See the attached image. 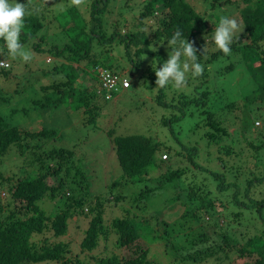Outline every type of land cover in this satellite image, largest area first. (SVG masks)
<instances>
[{"label": "trees", "instance_id": "16d2710c", "mask_svg": "<svg viewBox=\"0 0 264 264\" xmlns=\"http://www.w3.org/2000/svg\"><path fill=\"white\" fill-rule=\"evenodd\" d=\"M53 1H60V7L48 18L49 4L19 0L16 12L10 1L0 0V23L4 26L0 32V58L11 55L12 60L7 68H0V78H3L0 85L3 86L0 90V264H91L90 259L94 264H158L154 258L157 250L169 251L172 262L178 264L188 260L189 264H264V104H260L264 103V0H195L196 5L192 0H143V10L137 19L139 35L136 29L130 30L136 27L133 23L123 22L124 32L105 27L103 16L107 11L103 10L109 0H86L83 7L63 5V0ZM78 1L82 6L85 0ZM33 4L38 5L37 10H27ZM197 6L203 8L202 12ZM216 7L224 9L226 15L208 20L206 11ZM152 14L155 23L149 25L153 30L147 39L142 31L143 19L147 18L148 24ZM114 23L118 25L117 20ZM228 23H235L239 32L227 40L217 37V50L205 53L204 37L213 30L221 32ZM49 38L50 44H45ZM161 39L179 43L194 57L189 74H192L191 81L189 77L173 78L161 59L157 65L148 61V56L158 52L155 42ZM22 46L53 57L50 69L38 70L42 74L53 77L54 73L65 71L61 81L39 87L41 96L27 91V84H32L28 82L32 70L27 57L17 55ZM229 53H236L238 58L223 66L225 73L218 68L213 77L206 74L208 63ZM199 62L203 69L197 67ZM16 64L20 71L13 77L18 76L20 80L24 77L26 83L11 82L15 87L10 92L4 87L12 86L6 78L12 70L17 71ZM238 64L246 69L247 75L252 72L250 77L255 86L251 92L244 93L227 82L239 75ZM102 69L116 76L118 85L123 79L128 80L129 86L123 89L119 86V90L130 89L134 95L139 94L140 84L157 87L154 95L157 105L178 110L169 120H164L163 130L175 135L174 123L178 125L188 116L195 119L189 128V138L185 141L177 138L173 148L172 145L165 148L160 139L138 134L116 135L114 128L108 130L104 124H97L96 117L107 119L117 115V107L113 105L116 109L112 111L106 103L115 104L112 97L116 91L109 92L108 99L97 92ZM219 75L225 78L221 80ZM87 76L91 90L84 83ZM212 78L214 84L206 85ZM180 84L190 87L179 91ZM24 92L30 95L29 104L6 108V104L14 101V94L21 97ZM62 104L84 108L87 118L82 126L90 125V128L73 134L75 140L85 141L81 146L72 142L74 139L69 145L60 144L63 137L56 127L42 125L33 129L14 117L19 113L29 115L30 111L45 112ZM262 109L263 127L253 126L259 118L255 117V111ZM253 113L255 118L250 119ZM252 131H256V139ZM58 132L60 135L55 137ZM90 132L105 136L107 143L96 148L97 144L86 139ZM158 150L160 155L156 156ZM164 151L170 155L168 160L161 158ZM106 157L110 160L108 166L112 164L117 169L107 172L108 180H114L110 191L120 186L122 191L127 184L146 182L150 169L165 166L167 170L158 177V184L134 191L129 196L130 205L145 208L141 199L147 201L168 185L176 190L182 188L168 208L174 211L179 203L185 212L183 215L199 222L204 221V214L209 215L213 227L220 230L216 238L215 233L204 235L199 231L202 227L187 229L185 221L181 222L182 226L179 223V229L175 225L176 229L170 224L173 219L168 218L159 222L163 232L155 234L156 238L148 234L153 229L157 231L150 225L151 218L138 217L130 206L120 207L119 214H113L112 210L109 215L108 198L91 189L94 187L92 171L99 166V158ZM172 157L184 165L172 168ZM13 161L19 168L7 166ZM196 169L203 174L199 181L194 178L198 176ZM188 175L192 182H186ZM206 178L210 180L207 182ZM1 192L7 194L5 200H1ZM123 195L115 194L111 198L120 200ZM218 210L224 211L225 226L219 224ZM72 223L79 233L69 231ZM176 230L183 234L179 237ZM164 237L166 241L162 243ZM107 242L115 249L106 255L92 256L99 244L104 243L106 247ZM82 254H89L90 258L81 257Z\"/></svg>", "mask_w": 264, "mask_h": 264}, {"label": "rangeland", "instance_id": "374dc122", "mask_svg": "<svg viewBox=\"0 0 264 264\" xmlns=\"http://www.w3.org/2000/svg\"><path fill=\"white\" fill-rule=\"evenodd\" d=\"M9 1H10V5H12L14 8L13 10L16 9V12H17L18 11L17 5L19 4L18 3L19 0H9ZM38 1L40 3H45V4L50 5V10L47 13L48 18H51L57 12L58 8L60 7V1L59 2L53 1V0H46V2H43L41 0H38ZM63 2H64L63 5L69 4L70 6H73L74 4H76L74 5V7H83L85 5L86 0L83 1L84 4L82 6L80 5V2L78 0L76 1L63 0ZM192 2L195 3L194 5L197 4L195 0H192ZM142 5H143V0H109L107 2V5L104 7L105 9L103 10V11H107L104 13V16H103L104 19L106 20L105 27H107L108 30H113L111 29V27H113L116 30H121V32H124L126 30L125 28L126 26L123 25V22L129 25L130 23H133L136 25V27L133 26V28L131 27L130 30L134 31L137 28V25L139 23V20H137L138 15L143 10L141 7ZM37 8H38V5L33 4L32 8H27V10H30V9L37 10ZM197 9L201 12L203 10L201 6H197ZM225 13L226 12L224 11V9H221L220 7H216V8L208 9L205 14H207L208 20L209 19L216 20V18L223 16V14ZM116 20L118 21V25L117 23L116 24L114 23ZM143 22L144 24L142 26V31L145 32L144 34L147 39L151 38L153 28L149 27V24H147V18H144ZM120 24H122L123 26L120 27ZM141 25L142 24L139 25L140 29H141ZM236 26L237 25H235V23H228L223 27L221 32H217L213 30V33L211 35L210 34L206 35L204 37L205 44L203 45V50L205 51V53L210 54V52H214L217 50L215 48V44H216L215 40L217 39V37L220 36L227 40L228 37H230L231 35L238 33L240 28H237ZM2 31H4V26L3 24L0 23V32ZM135 32L136 34H138L137 32H139V29H136ZM50 39L51 38H49L45 44H50L49 43L51 41ZM155 43L159 50L157 53H154V55L151 57L147 55L148 56L147 58H150L148 60L149 62L157 65L159 63L158 62L159 59H161L167 71L172 74L173 78H176V77L177 78H185V77L187 78L189 76L190 77L192 76V74L191 75L189 74H190L191 68L193 67L194 57H190L186 53V51H184L180 47L179 43L163 42V39L158 40ZM219 43H221V40L219 41ZM151 45L154 46L153 44ZM263 46H264V43H263ZM16 52H17V55L19 56L23 55L27 57L26 61L28 62L30 70H32V72L29 73L28 75V80H29L28 82L30 83L32 82V84H29V83L27 84L29 85V88L27 89V91L31 92L33 96H34V93H39L41 96L42 92L39 90V87L41 85H47L53 81L54 82L61 81L65 71H62V73H59V74L54 73L53 77H51L49 73H46V75H44L38 71L40 69L48 70L50 69V67H52L53 57H51L50 54L45 53V52L37 53L34 50H32L30 46L28 48L26 46H22ZM113 53L115 54L116 52H113ZM10 57L11 55L8 57H1L0 60H4L5 62L8 61L10 64L12 62ZM204 58L202 59V61L204 60ZM237 58H238V55L236 53L219 55L218 57L214 58L212 62L207 64L206 74L212 75L213 77L214 71L215 70L217 71L218 68H221V71L225 73L223 66L226 64H229L231 61L236 60ZM197 67H199L200 69H203V64L199 62ZM90 69H92V67H90ZM16 70L17 71L12 70V73H11L12 75L10 74V76L6 78L8 80V83H10L12 86L5 85L4 90H8L10 92L13 90L15 86L11 82L13 83L18 82L20 84L22 83V81L25 82L26 78L24 77H23V80H20L18 76L13 77L15 74L18 73V71H20V67L17 64H16ZM62 70H65V67ZM237 71L239 75L233 77L232 82H230L229 80L227 81L226 79H224V81H227L229 84H233V87H235V89L237 90L243 89L242 91L244 93L251 92L255 86V84H253V81H252L253 78L250 77V73L252 72H249V75H247L246 69L242 68L239 64L237 66ZM117 72L119 73L121 72L119 68H117ZM195 72L198 73V68H196ZM190 77L188 78L189 81H191ZM89 78L90 77L87 76V80L84 82L85 84H89L88 83ZM219 78L223 80V78L225 77H223L222 75H219ZM132 80L133 79L131 78V81ZM2 83H3V78H0V85H2ZM211 84H214L213 78L210 80L208 79V81L206 82V85H211ZM90 85L91 84L88 85L89 90H91L92 88ZM1 87L3 86H0V90H1ZM189 87H190L189 84H180V86H178V90L179 91H182L185 89L188 90ZM139 89H140V92L139 94H136V95L132 94L133 91L130 89L129 91L119 90L115 92L114 96L112 97L114 98L113 101L115 102L113 103L115 104H110L108 102L106 103L112 111L115 110L117 107L116 109L117 115L113 114L111 117H108L107 119H104L102 117L98 119V117H96L97 124L99 125L104 124V128H108V130L114 128V130L116 131V135H129L130 136L132 134H138V135L149 136L152 138L160 139L161 141L164 142V144H161V145H163L165 148H168L171 145L173 148L175 144L178 143V141L176 142L177 138H179L178 140H182V141L187 140L189 138L188 137L189 128L192 126L195 119L188 117V116L185 118H182L181 121L179 122L180 127H179V124L176 125V122H175L174 131H175L176 136L173 135L171 132H165L163 130V127H165L164 120H169V118H171L175 113H177L178 111L177 107L174 109H166V108L163 109L162 107L158 106L157 102H155V96H154L157 93V91L155 90L157 89V87L154 88V87L146 86L145 84H140ZM26 94L27 93L24 92L23 96L21 97H18V95L14 94L12 98V100L14 101H12L9 104H6L5 105L6 108L7 109H11L14 107L20 108V107H23L29 104L28 99L30 95L29 94L26 95ZM260 104H264V103L260 102ZM113 105H115L116 107H113ZM83 109L84 108L82 107L78 109L77 108L74 109V108H71L70 105L62 104L53 109L49 108L48 111H45V112H43V110L36 111V113L33 111L32 112L30 111L28 113L29 115H24V113H19V114H15L14 117L20 120L21 124L29 128H33V129H37L42 125L56 127L58 130H60L59 132L60 134H62V137H63L62 142L60 144H68L73 139L75 140V136L73 135L75 134L74 131H76V133H79V132L84 131L85 129L90 128V125H87L85 127L82 126V123H84L87 118V115L84 113ZM255 112H257L256 114L257 116L255 117H259V118H256L254 120L253 126L263 127V121L260 119V113L263 112V109L262 111H255ZM254 115L255 113L251 115L250 119L255 118ZM119 116L121 117L117 121H115L114 119L118 118ZM114 121L116 122L115 124H114ZM249 123L251 124V121H249ZM59 132L56 133L55 137L60 135ZM251 134L253 138L256 139L257 137L256 131H252ZM86 139L87 141L95 145L97 144L96 148L98 149L100 147L99 144L107 143V138L105 136L97 135L94 132L93 133L90 132L89 137H87ZM72 142H78L79 146H81V144H83L85 141L78 139ZM93 149H95V147ZM93 149H91L92 152H93ZM98 149L97 151H99ZM173 151H175V149ZM163 154H166V157H163ZM159 155H160V152L158 150V152L156 153V156H159ZM161 158H165L166 160H168L170 158V155L169 153L164 151L161 153ZM172 160H174L172 168H176L180 165H184L183 162L179 163L177 160H175V157H172ZM109 163H110V160L108 161L107 157L104 159L99 158V166H95L96 169L92 171L93 173L92 180H93L94 187L91 188L92 190L94 189L96 193H101L102 196L108 198L107 200L108 202H106V211L107 213H109V215H112V210L114 212L113 214H119L121 212L120 207L130 206L133 209V211L137 214L138 217L146 216V217L151 218L150 225L156 228L157 231H154L153 229V231L148 232V234L150 233L149 235L155 236V234H159L163 232V226L161 224L160 225L158 224L159 222H162L163 219L168 218V219H173L170 221V224L174 227L176 225L178 229H179V223L182 226L183 224L181 222L185 221L187 225V229L189 228V226H191V228L202 227L200 228L199 231L204 232V235L205 234L214 235L215 233V238H216L217 233L220 230L216 226L213 227V220L211 219L209 215L204 214L203 215L205 216L203 218L204 221L199 222L197 219H192L188 216L183 215L185 212H183V208L180 206L179 203L176 204V206L173 208L174 211L168 208V205L174 200L175 196L177 195V191H178V195L181 194L180 191L182 190V188H180L179 190H176L168 185L167 187L162 189L159 194H157L156 196H151L147 201H143V199H141L140 203L141 205L142 203L146 204L145 208L137 207V205H136L137 207L136 208L134 207V205L132 206L130 205L129 196L131 197L134 191L138 192V190L141 189L143 186L145 188V187L156 186L158 184V177L165 170H167L165 166H161L157 170L150 169L152 171H150L149 179L146 180V182H142L139 184H132V185L127 184L128 186L124 187L122 189L123 191L122 192L120 190L121 186L120 188L116 187L110 191L111 187H114V185L112 184L114 180L113 179L108 180L107 172L113 170L116 166H112V164L108 166ZM7 166L12 167L13 169L19 168L16 161L10 162V164H8ZM192 168L194 169L193 165H192ZM194 171L196 172V174H198V176H194V178L197 181H199V179L202 178L203 174L199 173L198 169ZM4 174H7V172L4 171ZM115 176L118 177L117 172ZM188 176H187L186 182L191 180V175H188ZM209 180H210L209 178H206L207 182ZM192 181L193 180H191V182ZM145 183L146 185H144ZM210 186L212 190H215V188L213 187V184H211ZM5 191L6 190H4V193H6ZM115 194L117 195L124 194V195L122 199L117 200V199L111 198ZM6 195L7 194L4 195L3 192H1V196H2L1 200H5L7 197ZM218 211H219L218 216L220 218L219 224H223V220L225 218H224V215H222V212L224 211H221V210H218ZM159 214H161L162 216H158ZM177 218H178V221H177ZM201 224H206V225H201ZM234 224L237 225L236 223ZM223 226H225V224H223ZM177 227L175 228L177 229ZM187 229H185V231H187ZM69 231L71 233L80 232L77 228H75L74 223L71 224ZM176 231L178 232L179 237L180 235L183 234V231H178V230ZM69 237H71V235H69ZM165 241H166V238L164 237L162 239V243H165ZM103 244H99L98 250L93 251L92 256L98 255V254L106 255L110 251L115 249L108 245L110 244V242H107L105 244L106 247H104ZM81 257H88V259L90 258L89 254H86V255L82 254ZM154 258L156 259V262L158 264H178V263L172 262V258L170 257L169 251L164 252V251L157 250V255L155 253ZM90 263L94 264L92 259H90ZM189 263L190 261L188 260L187 262H183L182 264H189ZM37 264H50V263L40 262Z\"/></svg>", "mask_w": 264, "mask_h": 264}, {"label": "built area", "instance_id": "2783aa9c", "mask_svg": "<svg viewBox=\"0 0 264 264\" xmlns=\"http://www.w3.org/2000/svg\"><path fill=\"white\" fill-rule=\"evenodd\" d=\"M1 64H3V62H1ZM101 84L100 86L97 88V92L98 93H103L105 94V97L108 99L110 94L109 92L111 91H119V89H123L126 88L127 86H129V81L126 79H123L120 82V85H118V78L116 76L113 75H109L108 72L104 69L101 71V80H100ZM119 86H121V88H119ZM163 157H166V154H163Z\"/></svg>", "mask_w": 264, "mask_h": 264}, {"label": "clouds", "instance_id": "9594fccd", "mask_svg": "<svg viewBox=\"0 0 264 264\" xmlns=\"http://www.w3.org/2000/svg\"><path fill=\"white\" fill-rule=\"evenodd\" d=\"M9 1V0H7ZM155 13V12H154ZM156 14V13H155ZM148 24L149 25H153L154 26V23H155V16L154 14H152V16L148 19ZM150 27V26H149ZM1 62H3V64H1ZM7 68L8 67V61H4V60H0V68Z\"/></svg>", "mask_w": 264, "mask_h": 264}]
</instances>
